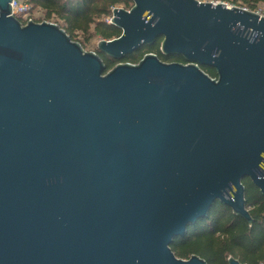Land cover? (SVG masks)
<instances>
[{"label":"water","instance_id":"1","mask_svg":"<svg viewBox=\"0 0 264 264\" xmlns=\"http://www.w3.org/2000/svg\"><path fill=\"white\" fill-rule=\"evenodd\" d=\"M132 1L93 52L0 0V264H208L171 244L218 202L253 223L243 179L264 196V15ZM158 39L187 63L150 52L106 71L100 53Z\"/></svg>","mask_w":264,"mask_h":264},{"label":"trees","instance_id":"2","mask_svg":"<svg viewBox=\"0 0 264 264\" xmlns=\"http://www.w3.org/2000/svg\"><path fill=\"white\" fill-rule=\"evenodd\" d=\"M17 1L28 4L30 8L38 7L42 13L37 17L31 14L35 21L54 19L73 40L78 33L93 34L102 39L119 37L122 30L108 21L112 17L113 9L120 5L131 9L134 5L132 0ZM221 1L250 10H256L259 4L264 3V0ZM17 18L23 23L27 22L20 15H17ZM161 41L158 39L145 49L135 51L117 61L137 63L146 52H153L165 62L187 63L181 55H164L160 50ZM102 58L106 64V71H108L107 67L114 66L115 59L106 56ZM201 68L211 77H217L214 68L210 66H201ZM243 183L246 187V205L253 223H249L234 214L231 208L218 202L211 208L207 217L190 225L184 236L177 237L173 241L171 248L178 257L189 259L197 254L208 264H228V258L234 256L243 264H264V196L250 178H244Z\"/></svg>","mask_w":264,"mask_h":264},{"label":"rangeland","instance_id":"3","mask_svg":"<svg viewBox=\"0 0 264 264\" xmlns=\"http://www.w3.org/2000/svg\"><path fill=\"white\" fill-rule=\"evenodd\" d=\"M200 1H204V2H214V3H216V2H223L221 0H200ZM224 3L225 4H228L229 6H235L233 3H230V2H224ZM236 6H239V5H236ZM117 7H121V8H125V9L129 10L128 7H125V6H122V5L117 6ZM30 10H31L30 13L32 15H34L35 17L39 16L42 13V11L38 7L30 8ZM256 10L259 11V12H261V13H264V3L259 4L258 5V8ZM112 15H113V13H112ZM110 19L108 21H110ZM49 22L56 23L54 19L49 20ZM74 38H75V41L80 42V44L82 45V47L86 51H93V52H97L98 43L102 39L100 36H97V35H93V34H86V35H84L82 33L76 34ZM142 49H145V47L142 48ZM146 53H150V52H146ZM118 63L119 62L117 60H115L113 62L114 66L117 65ZM113 67H111V68L107 67V70L109 71Z\"/></svg>","mask_w":264,"mask_h":264},{"label":"built area","instance_id":"4","mask_svg":"<svg viewBox=\"0 0 264 264\" xmlns=\"http://www.w3.org/2000/svg\"><path fill=\"white\" fill-rule=\"evenodd\" d=\"M12 8H13V13H14L15 16H17V15L19 16L20 15L26 21L34 20L33 17H31L30 6L28 4L20 3L17 0H13ZM254 11L259 13V14H261V15H264V13H261V12H259L257 10H254Z\"/></svg>","mask_w":264,"mask_h":264},{"label":"flooded vegetation","instance_id":"5","mask_svg":"<svg viewBox=\"0 0 264 264\" xmlns=\"http://www.w3.org/2000/svg\"><path fill=\"white\" fill-rule=\"evenodd\" d=\"M100 55H101V57H102V56H105L104 54H101V53H100ZM106 57H107V56H106ZM111 59H112V58H111Z\"/></svg>","mask_w":264,"mask_h":264}]
</instances>
